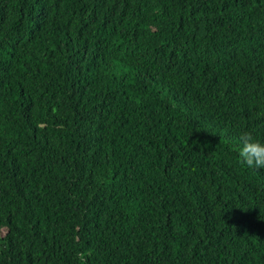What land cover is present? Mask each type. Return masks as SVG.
Listing matches in <instances>:
<instances>
[{"label":"trees","instance_id":"16d2710c","mask_svg":"<svg viewBox=\"0 0 264 264\" xmlns=\"http://www.w3.org/2000/svg\"><path fill=\"white\" fill-rule=\"evenodd\" d=\"M264 0H0V264H264Z\"/></svg>","mask_w":264,"mask_h":264},{"label":"clouds","instance_id":"9594fccd","mask_svg":"<svg viewBox=\"0 0 264 264\" xmlns=\"http://www.w3.org/2000/svg\"><path fill=\"white\" fill-rule=\"evenodd\" d=\"M239 144L242 164L250 169H264V140L246 132L239 137Z\"/></svg>","mask_w":264,"mask_h":264}]
</instances>
